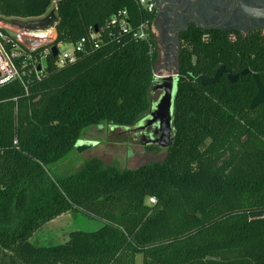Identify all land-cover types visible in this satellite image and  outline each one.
<instances>
[{
    "label": "trees",
    "instance_id": "obj_1",
    "mask_svg": "<svg viewBox=\"0 0 264 264\" xmlns=\"http://www.w3.org/2000/svg\"><path fill=\"white\" fill-rule=\"evenodd\" d=\"M53 1L0 0V18L38 17ZM121 9L131 30L154 16L134 0H63L52 45L99 31ZM42 59L39 78L24 67L25 85L0 86V264H135L136 255L139 264H264V122L261 105L249 106L251 74L264 83L261 29L190 25L181 33L171 143L161 159L135 168L91 157L73 172L55 170L85 128L129 127L149 112L157 83L153 31L144 39L103 35L61 66L51 51ZM218 66L235 80L222 73L199 83L197 76L210 77ZM65 212L100 226L70 230L61 243L28 240Z\"/></svg>",
    "mask_w": 264,
    "mask_h": 264
},
{
    "label": "rangeland",
    "instance_id": "obj_2",
    "mask_svg": "<svg viewBox=\"0 0 264 264\" xmlns=\"http://www.w3.org/2000/svg\"><path fill=\"white\" fill-rule=\"evenodd\" d=\"M54 4L55 2L53 1L43 15L31 18H41L45 16L50 9H53ZM13 19L27 20L29 18H3V20L7 21ZM0 26L4 27L3 22H0ZM36 29H40V27ZM152 31L155 35V26H152ZM51 32L54 38V28ZM52 41L53 39L50 41L51 45ZM156 41L159 60L155 66L154 75L161 76L168 72H175L176 67L174 64L170 67H166L163 47L158 41L157 36ZM70 48V44H57V50L60 52L68 51ZM159 94L160 91L156 90V100ZM142 136L143 138H141ZM146 138L148 139L151 137L148 134H139L137 124L129 127L110 126L104 123L101 125H91L82 131L77 141L78 144H87V146L80 151L77 149L70 151L67 156L58 163V167L55 170L59 174L73 172L84 160L91 157H98L104 164H115L120 168H135L145 162L161 159L165 153V147L148 141ZM144 144L154 145V149L152 151H147ZM48 222L33 231L28 240L34 244L42 245L61 243L67 239V233L70 230L80 229L90 231L100 226L98 221L87 219L81 213L73 214L69 212H65L57 219ZM139 263L140 255H136L135 264Z\"/></svg>",
    "mask_w": 264,
    "mask_h": 264
},
{
    "label": "water",
    "instance_id": "obj_3",
    "mask_svg": "<svg viewBox=\"0 0 264 264\" xmlns=\"http://www.w3.org/2000/svg\"><path fill=\"white\" fill-rule=\"evenodd\" d=\"M63 0L55 2L53 9H50L45 16L41 18H29L27 20L13 19L11 21L3 20L0 18V22L9 27H14L20 30L33 31L47 34L54 28L58 21L55 15L56 5ZM183 3L180 8H186V12L189 17L193 19L194 25L202 30H236L244 34L249 29H259L264 27V22L255 24L253 18H264V7L259 3V0H182ZM201 4L212 5L214 16L216 15V21H202L199 17L193 14ZM237 16L244 18L241 26H225L222 25L227 22H233ZM207 20V19H206ZM38 25V26H37ZM40 27V29H36ZM152 27V26H151ZM95 31V28H94ZM50 51L53 56L57 54L56 46L51 45ZM176 62V60H175ZM248 69L241 70L240 73H246ZM224 73L227 80L232 82L235 80L237 74H232L225 70L223 66H218L213 72L212 76L205 77L202 75L197 76V80L200 84H210L216 82L218 77ZM175 72H168L161 76H155L157 83L154 86L155 90L160 91V94L154 104L151 106L149 112L143 117L144 125L153 127V137L146 138L148 141L157 143L165 148L171 143V115H172V100L176 85ZM253 82L255 84V93L253 94L249 106L252 107L256 104L261 105V118L264 122V83H260L255 73L251 74ZM264 132V129H263ZM87 144L80 145L75 144V149L78 151L83 150Z\"/></svg>",
    "mask_w": 264,
    "mask_h": 264
},
{
    "label": "built area",
    "instance_id": "obj_4",
    "mask_svg": "<svg viewBox=\"0 0 264 264\" xmlns=\"http://www.w3.org/2000/svg\"><path fill=\"white\" fill-rule=\"evenodd\" d=\"M134 1L143 13L148 14L153 12L154 6L152 0ZM148 28L152 30L151 24H148V19L143 18L131 30L126 11L124 9L118 10L108 17L104 26L99 31H88L86 36L79 38L74 44H70L71 48L68 51L60 52L57 50L55 64L61 66L66 61H72L75 53L81 51L85 44L90 47H96L102 41L103 35L107 39H112L122 34L130 33L133 38L144 39L146 38ZM52 35L51 31L44 34L20 30L6 25L4 27L0 26V86L14 79L25 85L26 82L22 79L24 67H26L27 73H31L35 78H39L44 67L42 58L50 51V41L54 39ZM228 38L232 40L234 39V35L230 34ZM201 39L205 41L207 35L203 34ZM40 48L42 50L39 58H31L30 52ZM20 58L23 59L19 61ZM24 58H27L28 61ZM147 202L153 203L154 199L148 197Z\"/></svg>",
    "mask_w": 264,
    "mask_h": 264
},
{
    "label": "flooded vegetation",
    "instance_id": "obj_5",
    "mask_svg": "<svg viewBox=\"0 0 264 264\" xmlns=\"http://www.w3.org/2000/svg\"><path fill=\"white\" fill-rule=\"evenodd\" d=\"M152 1L154 6V16L151 21V26H155V35L157 36L158 41L163 47L166 67H170L172 64L175 65L176 54L180 47L181 33L186 31L190 25L194 27L196 26L193 23V19H191V17H189L188 13L186 12L188 6L186 8L179 7L183 3L182 0ZM259 3L264 7V0H259ZM212 13V5L210 4H201V6H199L195 12L193 11V14L195 16L199 17L202 21H205L208 24L209 22L207 21H216L217 16H214V14ZM243 21H245L244 18L237 16V18L233 19V22H227L222 26H241L240 24ZM253 22H255V24H260L264 22V18H253ZM259 29H261L262 34H264V27ZM143 117L136 123L139 134H148L150 137H153V127L144 125V121L142 120ZM141 138H143V136Z\"/></svg>",
    "mask_w": 264,
    "mask_h": 264
},
{
    "label": "crops",
    "instance_id": "obj_6",
    "mask_svg": "<svg viewBox=\"0 0 264 264\" xmlns=\"http://www.w3.org/2000/svg\"><path fill=\"white\" fill-rule=\"evenodd\" d=\"M62 214H64V213H62ZM62 214H60V215H58L57 217H55V218H53V219L49 220V222H51V221H53V220L57 219V218H58V217H60ZM47 222H48V221H47ZM47 222H46V223H47ZM49 222H48V223H49Z\"/></svg>",
    "mask_w": 264,
    "mask_h": 264
}]
</instances>
